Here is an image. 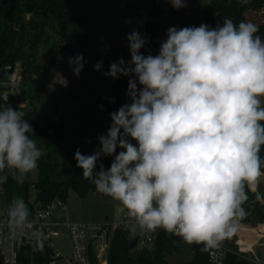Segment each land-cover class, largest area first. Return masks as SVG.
<instances>
[{"label":"clouds","instance_id":"obj_1","mask_svg":"<svg viewBox=\"0 0 264 264\" xmlns=\"http://www.w3.org/2000/svg\"><path fill=\"white\" fill-rule=\"evenodd\" d=\"M173 8L186 0H169ZM248 3L249 0H240ZM131 23V20L128 21ZM131 59L110 64L106 77H129V102L110 113L111 125L91 155L76 150V167L95 190L118 201L129 230H164L201 251L231 239L249 214L247 189L264 172V36L252 21L167 29L159 52L145 55L148 39L127 35ZM83 54L68 57L73 75ZM103 62L94 65L102 69ZM54 83L67 87L56 72ZM26 113L0 105V186L38 169L46 150L38 146ZM131 141H135V144ZM117 148L121 149L117 153ZM114 156L110 167L97 163ZM31 211L20 196L0 205L7 238L30 236L33 253L43 252L47 236L32 229Z\"/></svg>","mask_w":264,"mask_h":264},{"label":"trees","instance_id":"obj_2","mask_svg":"<svg viewBox=\"0 0 264 264\" xmlns=\"http://www.w3.org/2000/svg\"><path fill=\"white\" fill-rule=\"evenodd\" d=\"M225 17L237 24L241 20L252 21L260 26V34L264 36V0L252 3L209 0L196 21L187 19L183 24L184 27L207 24L214 28L222 25ZM151 25H147L151 40L141 49L145 55H156L159 50L156 41L159 32ZM47 46L59 48L62 63L71 75L67 87L50 86L52 74L40 60ZM102 46V32L89 26L75 11L74 0H0V71L6 65H12L11 74L19 68V92L26 102L20 106L6 100L7 87L0 85V105L7 103L14 109L21 108L34 129L38 146L46 150L38 161L36 180L9 177L0 186V205L20 196L28 204L32 219L38 207L56 198L66 201L69 190L83 197L95 189L83 178L82 169L76 167L75 152L79 149L83 155L94 154L100 148L98 137L105 135L111 125L110 113L129 102V77L112 79L104 75L108 66ZM77 54L84 57V67L78 78L68 65V57ZM100 61L103 66L97 71L94 65ZM9 76L0 82L8 80ZM119 151L121 149L117 148V153ZM260 156L264 160V145ZM113 159L114 156H102L97 170L100 164L109 168ZM29 177L30 173L26 175ZM31 187L35 189L34 200H31ZM247 192L249 200L244 207L249 214L240 222L255 226L264 222V202L257 191L247 189ZM103 228L108 239L106 264H213L210 249L201 251L202 246L189 244L191 258L170 262L167 256L177 252L183 241L162 229L157 230L152 247L137 248L139 238H131L129 229L110 224ZM95 239H90L89 243L90 264H101L94 252ZM236 239L234 235L221 243L227 248L222 264H256L239 253ZM50 254L46 243L42 253H33L32 246L25 245L15 264H49ZM0 264H9L4 261L3 249H0Z\"/></svg>","mask_w":264,"mask_h":264},{"label":"rangeland","instance_id":"obj_3","mask_svg":"<svg viewBox=\"0 0 264 264\" xmlns=\"http://www.w3.org/2000/svg\"><path fill=\"white\" fill-rule=\"evenodd\" d=\"M209 0H186V6L180 9L173 8L169 0H74L75 11L80 13L88 22L89 26H95L102 32L103 46L102 53L106 64L123 58L126 62L131 59L128 47L127 35L133 30H138L140 34L151 40L148 30V24L157 29L159 36L157 38L158 48L160 42L165 39L167 29L170 27L183 28L187 19L196 21L200 13L205 9ZM131 20V23L128 21ZM186 24V23H185ZM192 26L198 27L196 24ZM159 52V50H158ZM158 54V53H157ZM47 71L52 74L50 86H56L53 77L56 72H60L69 82L71 75L66 71L65 65L61 60V53L58 47L47 46L40 58ZM19 68H16L6 81H1L0 85L7 87L4 91V98L16 105L23 106L25 101L21 98L19 92ZM38 171L30 173V177H23L21 180H36ZM252 191H257L261 195V201L264 202V175L261 176L257 187ZM35 199V189L31 187V200ZM67 211H57L56 217L68 221L82 222L88 225V239L96 238L94 247L101 246L106 238V231L103 226L106 224L119 225L125 221L127 210L118 202L110 197L98 193L91 189L87 194L81 197L76 191L69 190L66 200ZM2 218V217H1ZM247 226H251L246 224ZM61 236L54 239L56 245L60 247L65 255L71 254V244L69 233L65 226H58ZM253 232L256 230L255 237H243L252 245L255 239H259L255 245V253L264 259V223L254 228H249ZM255 229V230H254ZM156 232L145 233L143 235L130 232L131 238L138 237L137 248L142 246L152 247ZM151 238H147V237ZM259 236H263L260 237ZM257 237V238H256ZM145 240V244L141 241ZM192 257V251L187 243L183 242L181 248L167 256L170 262H181ZM102 261L101 264L103 263ZM106 264V262H105Z\"/></svg>","mask_w":264,"mask_h":264},{"label":"built area","instance_id":"obj_4","mask_svg":"<svg viewBox=\"0 0 264 264\" xmlns=\"http://www.w3.org/2000/svg\"><path fill=\"white\" fill-rule=\"evenodd\" d=\"M68 206L66 201L56 198L49 202L44 207H38L35 212V217L30 219L32 229L43 231L46 236V245L50 248V260L49 264H90L89 257V243L87 228L88 225L77 221H68L65 219H56L54 217L57 211H67ZM125 221L119 226L129 229L130 223L127 214ZM58 226H65L69 233V240L71 244V254L65 255L60 247L55 244L54 239L61 236ZM7 223L5 218L0 217V249L4 250V261L9 264L17 263L19 252L25 245L32 246L33 241L30 236H26L22 241L12 240L7 238ZM147 238H151L150 236ZM247 240V239H246ZM145 240L141 243L145 244ZM241 237L236 239L238 245V251L241 255H244L247 259L251 260L256 264H264V259L259 257L254 250V243L248 246L247 243H242ZM107 250L108 242H104L101 246L94 249L96 258L100 263L104 260V264L107 261ZM227 248L222 244L217 247L210 249L209 257L213 264H222L226 255Z\"/></svg>","mask_w":264,"mask_h":264},{"label":"crops","instance_id":"obj_5","mask_svg":"<svg viewBox=\"0 0 264 264\" xmlns=\"http://www.w3.org/2000/svg\"><path fill=\"white\" fill-rule=\"evenodd\" d=\"M54 217L56 218V219H63V218H60V217H56V213H55V215H54ZM264 223V222H263ZM260 224H262V223H258L257 225H255V226H247L245 223H239V227H238V231H237V233L235 234L236 236H237V238H239V237H241V236H243V237H247V235L244 233V231H243V228H254V227H257L258 225H260ZM260 237H263V236H259V238ZM257 238V237H256ZM259 239L257 238V239H255V241H253L254 242V244L258 241ZM257 254V253H256ZM258 255V254H257ZM259 256V255H258ZM263 258V257H262Z\"/></svg>","mask_w":264,"mask_h":264},{"label":"water","instance_id":"obj_6","mask_svg":"<svg viewBox=\"0 0 264 264\" xmlns=\"http://www.w3.org/2000/svg\"><path fill=\"white\" fill-rule=\"evenodd\" d=\"M253 0H249V3H252ZM13 67L12 65H6L0 71V80L8 77L11 74Z\"/></svg>","mask_w":264,"mask_h":264},{"label":"bare ground","instance_id":"obj_7","mask_svg":"<svg viewBox=\"0 0 264 264\" xmlns=\"http://www.w3.org/2000/svg\"><path fill=\"white\" fill-rule=\"evenodd\" d=\"M255 230V229H254ZM243 231H244V233L247 235V236H249V237H255L256 236V234H255V232H256V230L253 232L251 229H249V228H243ZM242 240H243V242L242 243H247L248 244V246H251V243L249 242V241H247L246 239H244V238H242Z\"/></svg>","mask_w":264,"mask_h":264}]
</instances>
